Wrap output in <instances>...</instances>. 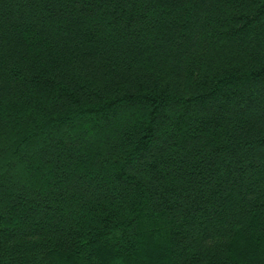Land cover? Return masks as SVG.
Here are the masks:
<instances>
[{
	"label": "trees",
	"instance_id": "1",
	"mask_svg": "<svg viewBox=\"0 0 264 264\" xmlns=\"http://www.w3.org/2000/svg\"><path fill=\"white\" fill-rule=\"evenodd\" d=\"M0 264H264V0H0Z\"/></svg>",
	"mask_w": 264,
	"mask_h": 264
}]
</instances>
